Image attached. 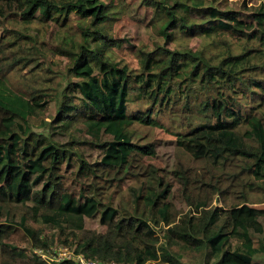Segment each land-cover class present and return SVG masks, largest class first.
<instances>
[{
    "label": "trees",
    "instance_id": "trees-1",
    "mask_svg": "<svg viewBox=\"0 0 264 264\" xmlns=\"http://www.w3.org/2000/svg\"><path fill=\"white\" fill-rule=\"evenodd\" d=\"M140 3L163 42L130 44V62L112 34L122 0H0V264H76L42 259L54 244L99 263L264 264V207L249 205L264 204V0ZM48 55L64 62L56 75ZM134 122L165 127L221 205L180 165L178 211ZM95 218L103 232L86 228Z\"/></svg>",
    "mask_w": 264,
    "mask_h": 264
},
{
    "label": "rangeland",
    "instance_id": "rangeland-1",
    "mask_svg": "<svg viewBox=\"0 0 264 264\" xmlns=\"http://www.w3.org/2000/svg\"><path fill=\"white\" fill-rule=\"evenodd\" d=\"M109 4L115 5L116 0H105ZM226 8H233L236 2H241L242 0H221ZM123 3L127 4V15H123L117 18L112 26V34L116 39L129 40V43L123 42L121 50L115 49V52L118 56H127L131 60L133 57L130 54V44H139L142 43V46H147L150 48L154 43H162V39L157 37L152 29L148 26V20L150 17V12L141 5L140 0H122ZM263 2V0H247L248 5H258ZM52 31V32H49ZM58 33L61 34V31L57 28H50V30L44 29L41 33V37L46 40L47 47L53 48L55 44V39L58 36ZM57 35V36H56ZM198 38H194L192 41L188 42L189 47L195 48L199 43ZM48 62L52 65L54 75L59 70H63L64 62L58 56L48 55ZM54 75H49L54 77ZM54 114V107L50 105L44 111H41L37 117L30 118V122L33 125V129L36 132L43 131L41 127L42 122L50 120ZM163 126H143L134 122L131 127V130L134 131V140L139 144L151 143L154 147V156H147L144 159L145 165H150L157 169L158 174L161 175L166 182L172 186L173 204L178 211L187 212L189 207L185 205L184 199L180 194L179 185L174 182L173 171H175L180 165L190 167L192 170L191 174V183L193 193L204 198L209 207L214 206L215 204L221 205L218 203L217 193L208 186L200 184L201 176H207L206 171L203 169V165L199 163H194L189 157L184 155L181 151L176 148V143L174 142L175 137L172 134L166 133ZM85 159L88 157H94L92 153L94 151L82 149ZM70 183H68V188H70ZM125 188V187H124ZM73 188L72 190H75ZM125 194V192H124ZM251 207L263 208L264 204L254 203L249 204ZM86 228L89 230H96L103 232L105 229L103 226L99 225L98 219H87ZM12 240L19 246L24 244L23 235L20 231H16L12 236ZM72 250L54 244L50 250L47 252L40 253L42 259H46L49 262L62 260L64 257H67ZM156 264V263H153Z\"/></svg>",
    "mask_w": 264,
    "mask_h": 264
},
{
    "label": "built area",
    "instance_id": "built-area-1",
    "mask_svg": "<svg viewBox=\"0 0 264 264\" xmlns=\"http://www.w3.org/2000/svg\"><path fill=\"white\" fill-rule=\"evenodd\" d=\"M63 259H71L76 262V264H116L114 262L110 263H99L92 260H86L82 256H72V254H69L67 257H64Z\"/></svg>",
    "mask_w": 264,
    "mask_h": 264
}]
</instances>
